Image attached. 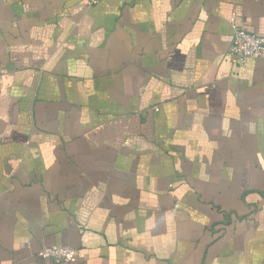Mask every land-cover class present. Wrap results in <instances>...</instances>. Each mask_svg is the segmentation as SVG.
Returning <instances> with one entry per match:
<instances>
[{"label": "crops", "instance_id": "obj_1", "mask_svg": "<svg viewBox=\"0 0 264 264\" xmlns=\"http://www.w3.org/2000/svg\"><path fill=\"white\" fill-rule=\"evenodd\" d=\"M264 0H0V264H264Z\"/></svg>", "mask_w": 264, "mask_h": 264}, {"label": "built area", "instance_id": "obj_2", "mask_svg": "<svg viewBox=\"0 0 264 264\" xmlns=\"http://www.w3.org/2000/svg\"><path fill=\"white\" fill-rule=\"evenodd\" d=\"M233 40L230 48V57L233 61L264 60V35L248 32L244 27L238 26L236 16L231 17ZM44 260H53L57 263L69 264L81 258V250L68 248H43L39 254Z\"/></svg>", "mask_w": 264, "mask_h": 264}]
</instances>
